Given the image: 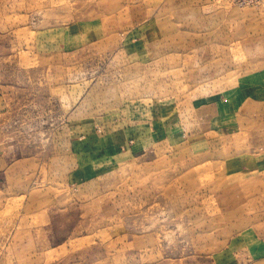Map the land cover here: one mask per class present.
Returning <instances> with one entry per match:
<instances>
[{"label":"rangeland","instance_id":"1","mask_svg":"<svg viewBox=\"0 0 264 264\" xmlns=\"http://www.w3.org/2000/svg\"><path fill=\"white\" fill-rule=\"evenodd\" d=\"M0 264H264V0H0Z\"/></svg>","mask_w":264,"mask_h":264}]
</instances>
